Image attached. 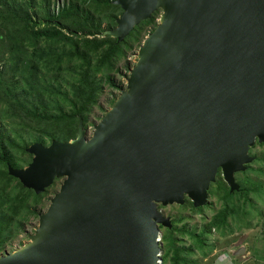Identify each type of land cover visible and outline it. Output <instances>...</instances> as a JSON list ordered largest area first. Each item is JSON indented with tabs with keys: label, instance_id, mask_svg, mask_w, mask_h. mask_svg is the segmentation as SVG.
I'll use <instances>...</instances> for the list:
<instances>
[{
	"label": "water",
	"instance_id": "1",
	"mask_svg": "<svg viewBox=\"0 0 264 264\" xmlns=\"http://www.w3.org/2000/svg\"><path fill=\"white\" fill-rule=\"evenodd\" d=\"M121 42L160 12L127 91L95 134L34 144L11 176L37 194L64 179L33 244L0 264H163L160 207L208 202L264 144V0H118ZM238 256L243 251L237 252Z\"/></svg>",
	"mask_w": 264,
	"mask_h": 264
},
{
	"label": "trees",
	"instance_id": "2",
	"mask_svg": "<svg viewBox=\"0 0 264 264\" xmlns=\"http://www.w3.org/2000/svg\"><path fill=\"white\" fill-rule=\"evenodd\" d=\"M117 1L0 0V255L31 217L44 214L41 208L56 187L55 182L37 194L11 176L10 169L32 164L34 156L28 149L34 144L51 146L76 139L80 121L90 124L105 84L120 91L113 74L122 73L120 64L126 61L128 66V55L139 50L147 30L153 28V33L158 25L160 12L122 42L107 35L118 28L123 14ZM258 146L264 144L258 142L250 150L254 161L235 174L236 188L228 185L219 169L206 205L196 207L189 198L183 205L175 204L180 213L191 210L200 216L205 229L199 235L191 232L183 216L171 217L168 227L160 225V230L167 229L163 264H199L193 248L205 256L213 231L233 234L234 225L242 228L253 217L264 216V183L248 175L255 173L258 179L264 175V169L252 167L260 161L252 155ZM178 224L184 225L178 229ZM186 239H191L192 247L187 248Z\"/></svg>",
	"mask_w": 264,
	"mask_h": 264
},
{
	"label": "rangeland",
	"instance_id": "3",
	"mask_svg": "<svg viewBox=\"0 0 264 264\" xmlns=\"http://www.w3.org/2000/svg\"><path fill=\"white\" fill-rule=\"evenodd\" d=\"M159 20L160 17L157 19V23H159ZM152 30L153 28L148 29L145 35L147 37L151 35ZM137 55L138 49L128 55V66H126V61L120 64L119 67L122 73L113 74L114 80L117 82L120 91L114 89L109 83L105 84L100 103L94 108L90 124L86 126V129L89 131L90 138L94 136L95 127L100 123L102 117L105 116L107 112L113 110L114 100L120 99L123 96V93L127 91V83L131 70L134 68L138 60ZM25 137L27 139L30 138L28 134H25ZM252 155L260 159L259 163L252 165V167L255 170L264 169V147L258 146L253 150ZM248 175L253 180H259L264 183V175H260L259 179L256 177L255 173L250 172ZM242 177L243 176L239 175L238 179L240 180ZM63 180V178L56 180V187L51 190L48 199H45V203L41 208V214L47 212V209L51 204V200L54 195L57 194ZM256 205L261 207V202L257 201ZM178 208L179 207L176 205H170L163 209L161 207L160 211L167 220L174 216L185 217L186 222L189 225V230L197 233L198 235L201 234L205 229V222L200 218V216H195L191 210L180 213ZM183 225L178 224L177 228L180 229ZM40 228L41 224L39 218L31 217L15 242L11 246H8L0 257L13 255L22 251L26 246L33 244V239L36 237ZM163 229L161 230L162 240L160 245L164 256L163 248L165 246V237H167V229ZM234 230L235 232L233 234L226 233L225 236L219 235L213 231L209 237H207L209 248L205 251L206 255L204 256L198 249L193 248V259L195 261L198 260L199 264H264V216L253 217L250 225H243L242 228H238L237 225H234ZM185 244L187 248H190L193 245L191 239H186ZM241 250L243 251V255L238 256L237 252Z\"/></svg>",
	"mask_w": 264,
	"mask_h": 264
},
{
	"label": "bare ground",
	"instance_id": "4",
	"mask_svg": "<svg viewBox=\"0 0 264 264\" xmlns=\"http://www.w3.org/2000/svg\"><path fill=\"white\" fill-rule=\"evenodd\" d=\"M160 264V263H159Z\"/></svg>",
	"mask_w": 264,
	"mask_h": 264
}]
</instances>
